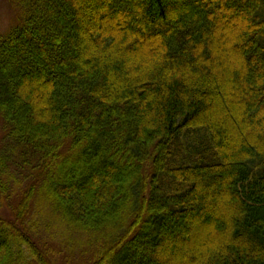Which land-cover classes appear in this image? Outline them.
Instances as JSON below:
<instances>
[{"label":"trees","instance_id":"16d2710c","mask_svg":"<svg viewBox=\"0 0 264 264\" xmlns=\"http://www.w3.org/2000/svg\"><path fill=\"white\" fill-rule=\"evenodd\" d=\"M13 1L0 264H264V0Z\"/></svg>","mask_w":264,"mask_h":264},{"label":"rangeland","instance_id":"374dc122","mask_svg":"<svg viewBox=\"0 0 264 264\" xmlns=\"http://www.w3.org/2000/svg\"><path fill=\"white\" fill-rule=\"evenodd\" d=\"M22 13L23 9H21L13 0H0V37L7 34L9 29L15 26L20 25L22 22ZM2 117L0 116V147L2 140ZM25 186V185H24ZM20 187L23 189V187ZM19 191H15L12 196V202L14 203L16 199L14 197H21ZM54 245L53 251L55 254V263L56 264H82L83 257L80 258L78 250L75 252L70 251L71 249L65 248V245L58 244L56 241L52 242V246ZM74 250V249H72ZM92 257V255H91ZM88 264V263H87Z\"/></svg>","mask_w":264,"mask_h":264}]
</instances>
